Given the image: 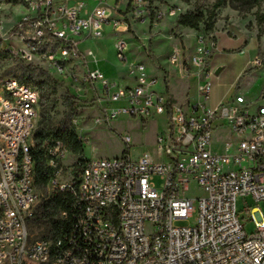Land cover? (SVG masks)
<instances>
[{"label":"built area","instance_id":"2783aa9c","mask_svg":"<svg viewBox=\"0 0 264 264\" xmlns=\"http://www.w3.org/2000/svg\"><path fill=\"white\" fill-rule=\"evenodd\" d=\"M19 1L26 10L11 29L13 43L1 49L46 60L64 77L96 86L106 99L99 118L105 125L124 116L145 124L162 115L168 127L156 135L155 155L144 151L136 158L130 133H121L127 145L121 156H83V163L54 139L46 147L53 169L46 187L70 196L69 209L61 211L70 228L55 241L32 238L39 193L30 138L40 90L14 77L0 79V264H264V212L252 209L249 234L237 208L242 196L264 200V102L236 92L210 104L217 68L210 36L200 35L190 54L177 42L172 46L168 60L197 96L184 104L168 89L154 90L158 78L144 62L130 60L121 35L116 58L133 84H118L91 67L92 51L81 47L107 27L127 30L120 2L144 0ZM70 154L75 161L67 166ZM192 184L204 195H187ZM194 216L195 224H178Z\"/></svg>","mask_w":264,"mask_h":264},{"label":"rangeland","instance_id":"374dc122","mask_svg":"<svg viewBox=\"0 0 264 264\" xmlns=\"http://www.w3.org/2000/svg\"><path fill=\"white\" fill-rule=\"evenodd\" d=\"M217 1L144 0V4L138 6H132L131 3L126 5V2L122 1L121 13L125 17L128 29L116 35H109L111 29L107 27L104 36L91 37L83 41L82 48L92 51L89 65L104 71L112 81L118 84L125 83L128 69L119 67L121 65L117 62L114 48L117 35H121L128 41L130 60L144 62L149 74L158 78L154 90L166 93L168 88L177 102L185 104L188 100L195 101L197 96L194 88L187 91L191 80L182 78L178 74L168 60L169 54L175 42L183 46L186 54H190L195 49L194 45L200 35L205 38L210 36L215 42L212 62L216 65L215 56L221 61L219 66H224L219 74L212 75L215 98L240 92L253 103H263L264 23L258 22L257 15L264 14V2L250 10H245L234 8L230 0H226L215 9L214 29L208 30V18ZM3 4V12L0 16V45L6 47L7 44L13 43L11 29L26 9L25 5H22L24 3L19 0H4ZM188 11L203 13V21L198 28L177 23L179 15ZM218 38H220L219 43ZM193 46L194 48H191ZM257 58L262 61L261 65L255 64ZM248 60H250L249 70L241 79L237 78L240 69ZM30 65L41 67L48 72V77H36L31 81L32 85L39 88L41 97L30 144H36L41 132L50 129H74L78 135L88 140L84 145L85 157H117L127 148L121 133H130L132 136L130 151L134 158L144 151H150L155 155L156 135L158 132L166 131L168 127L165 116H154L145 124L140 118L132 119L124 116L121 121H114L112 126L105 125L99 121V118L102 117L100 108L106 103V99L102 94L99 95L96 86L88 87L81 81L64 77L46 60L38 58L26 60L14 52L0 58V79L10 77L20 79ZM65 161L67 166L72 165L75 157L70 154ZM37 190L39 201L29 224L32 238L45 236V224L35 222L34 219L40 212V203L52 193L42 185ZM186 194L191 197L204 195L196 184H192ZM255 207H260L264 212V200L257 201L251 195L238 199V214L249 234L255 228L250 216ZM195 216L178 224H195Z\"/></svg>","mask_w":264,"mask_h":264},{"label":"trees","instance_id":"16d2710c","mask_svg":"<svg viewBox=\"0 0 264 264\" xmlns=\"http://www.w3.org/2000/svg\"><path fill=\"white\" fill-rule=\"evenodd\" d=\"M225 1L226 0H218L213 5V9L210 12L208 18V30L214 29L215 9L220 7ZM230 2L236 9L250 10L256 6H259L262 2H264V0H230ZM257 19L260 24H263L264 14L258 13ZM202 21L203 13L194 11L182 13L177 19L178 24L191 28H198ZM9 54L10 53L8 50L0 48V58L6 57ZM41 76L48 77V72L41 67L30 65L19 80L21 82L31 83L34 78ZM54 139H60L81 163H83L85 160L83 158L85 145L84 137L78 135L74 129H50L48 131L41 132L37 137L35 146L32 147L31 150L36 164L35 181L37 187L40 185L46 186L50 177L53 175V169L48 165L47 162L46 147ZM70 202L71 198L66 193L52 192L45 197L42 203H40V212L35 215L34 219L35 222L45 224V236L40 238H47L55 241L60 236H62L63 233L69 230L70 221L61 217V211L68 210Z\"/></svg>","mask_w":264,"mask_h":264},{"label":"crops","instance_id":"0c3cea01","mask_svg":"<svg viewBox=\"0 0 264 264\" xmlns=\"http://www.w3.org/2000/svg\"><path fill=\"white\" fill-rule=\"evenodd\" d=\"M88 2H90V5H92L93 4V1L92 0H88ZM121 9H122V7H121ZM123 10V9H122ZM111 29V28H110ZM109 35H116V33L111 29V31H110V33H109ZM87 39H89V37L88 38H86V39H84L83 41H85V40H87ZM219 40H220V38H218V43H219ZM83 43V42H82ZM195 46V45H194ZM194 46L193 47H191V48H194ZM81 47H82V45H81ZM228 49H231V48H228ZM214 60H215V62H216V65H217V67L220 65V63H221V61H219L215 56H214ZM98 62V61H97ZM96 62V63H97ZM117 62H119V61H117ZM120 63V62H119ZM249 63H250V60H248L244 65H243V67L240 69V71H239V73H238V76H237V78H242L243 76H245V74H246V72L249 70ZM120 65L121 66H119V67H124V68H126L124 65H122L121 63H120ZM115 66V65H114ZM113 66V67H114ZM118 66V65H117ZM223 68H224V66H223ZM127 69V68H126ZM101 70V69H100ZM104 72V71H103ZM104 74H105V72H104ZM106 75V74H105ZM107 76V75H106ZM114 81V80H113ZM237 82V81H236ZM235 82V83H236ZM134 83V80L132 79V78H130L129 77V75H128V73H127V81L125 82V83H120L121 85H129V84H133ZM214 83V82H213ZM192 84V81H189V83H188V87H189V85H191ZM232 86V85H231ZM188 87H187V91H188ZM168 89V88H167ZM264 90V89H263ZM169 91V90H168ZM214 92H215V87L213 86V91H212V97H211V100H210V104H213V105H215V104H217L218 102H220L221 100H225V99H228L229 97H231L230 95H227V94H225V95H222V96H220L219 98H215V96H214ZM170 93V92H169ZM188 93V92H187ZM187 93H186V95H187ZM171 94V93H170ZM171 96H172V94H171ZM173 97V96H172ZM177 101V100H176ZM118 120H122V118L121 119H118ZM149 122V121H148ZM147 124V123H146Z\"/></svg>","mask_w":264,"mask_h":264},{"label":"water","instance_id":"95a60500","mask_svg":"<svg viewBox=\"0 0 264 264\" xmlns=\"http://www.w3.org/2000/svg\"><path fill=\"white\" fill-rule=\"evenodd\" d=\"M222 69H223V66L222 65L221 66H218L216 68V70H215V74H219Z\"/></svg>","mask_w":264,"mask_h":264}]
</instances>
